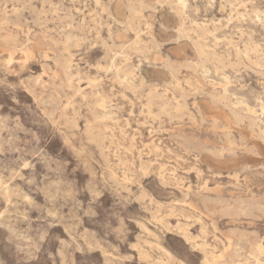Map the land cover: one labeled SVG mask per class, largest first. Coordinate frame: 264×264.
I'll return each instance as SVG.
<instances>
[{
  "label": "rangeland",
  "instance_id": "374dc122",
  "mask_svg": "<svg viewBox=\"0 0 264 264\" xmlns=\"http://www.w3.org/2000/svg\"><path fill=\"white\" fill-rule=\"evenodd\" d=\"M0 264H264V0H0Z\"/></svg>",
  "mask_w": 264,
  "mask_h": 264
},
{
  "label": "bare ground",
  "instance_id": "6f19581e",
  "mask_svg": "<svg viewBox=\"0 0 264 264\" xmlns=\"http://www.w3.org/2000/svg\"><path fill=\"white\" fill-rule=\"evenodd\" d=\"M182 0H180V2H181ZM43 42V41H42ZM64 64V63H63ZM71 69V68H70ZM99 79V78H98ZM72 110V109H71ZM61 115V114H60ZM103 130V129H102ZM104 132V131H103ZM125 143V142H124ZM169 186V185H168ZM183 224V223H182ZM181 224H179V225H177V226H180ZM184 227V226H183ZM183 227L182 228H180V229H183ZM186 227V226H185ZM185 230H186V228H184ZM202 229V228H201ZM200 231V230H199ZM205 234V233H204ZM160 250H162V249H160ZM165 255V254H164ZM166 256H167V254H166ZM170 258V257H169ZM167 259H168V257H167Z\"/></svg>",
  "mask_w": 264,
  "mask_h": 264
}]
</instances>
